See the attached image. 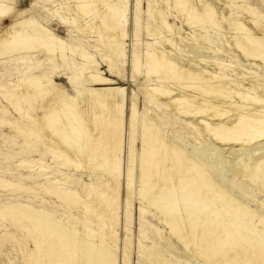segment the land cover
<instances>
[{"label":"bare ground","instance_id":"obj_1","mask_svg":"<svg viewBox=\"0 0 264 264\" xmlns=\"http://www.w3.org/2000/svg\"><path fill=\"white\" fill-rule=\"evenodd\" d=\"M72 1L80 19L67 17L65 9L57 13L71 28L64 34L31 10L0 0V59L39 55L83 66L75 95L40 72L16 81L17 93L6 91L21 121L0 123L13 128L24 147L31 139L41 145L63 171L92 179L57 171L80 191L55 178L43 188L72 205L76 219L59 221L23 204L0 208V220L23 216L48 241H34L32 264H116L122 175L126 212L137 194L140 214L149 211L159 224L152 228L157 252L136 241L147 264H181L178 247L198 264H264V199L255 193L264 195V0H147L145 7L144 0H132L128 57L130 1ZM5 20L10 23L2 28ZM127 59L128 79L137 86L129 98L119 84L126 80ZM98 65L117 80L98 72ZM50 92L54 97L45 101ZM140 97L182 123H166L149 106L140 108ZM29 98L42 102L41 117L21 108ZM124 127L129 150L123 173ZM37 160L20 165L32 177L45 176L50 166ZM6 190L37 198L34 187L0 177V191ZM133 244L126 228L123 264H130Z\"/></svg>","mask_w":264,"mask_h":264},{"label":"rangeland","instance_id":"obj_2","mask_svg":"<svg viewBox=\"0 0 264 264\" xmlns=\"http://www.w3.org/2000/svg\"><path fill=\"white\" fill-rule=\"evenodd\" d=\"M2 1V0H1ZM3 1H9L16 5L20 9H26L31 10L33 14H35V17L39 20L43 21L45 24H48L49 26H52L55 30H60L61 33L64 32L66 34L70 30V26L65 27L60 19H58V15L63 13V10L65 9V14L69 18H76L80 19V16H76L77 14L73 11L75 9V3L72 0H3ZM129 10L128 12V37L126 41V48L125 52L127 57L129 56V49H130V43H131V33H130V26H131V12H132V0H129ZM74 3V4H73ZM147 4V0H144V7ZM74 12V13H73ZM170 22L175 25L173 19H170ZM10 21L5 20L2 23V28L9 25ZM67 28V30H65ZM143 32L141 34V40L143 42H146V34ZM72 38H75L76 40H80L77 38L76 35H73V33L70 34ZM88 49V48H87ZM90 50V53L93 54L92 49ZM17 56V57H16ZM11 58H4L0 59V121H7L9 123H18L20 122L21 118L20 115L16 111L13 110V108L10 107L8 103V94L9 93H17V89H15V82L20 80L23 81L24 78L27 76L28 73H46L49 76L52 77L53 82L63 88L66 92H68L71 95H75L77 87L83 84V80L81 77L83 66L82 64L76 65V63H73V60L69 58L66 64H57L55 61L48 60L44 57H41L39 55L34 56H28V55H16ZM41 57V58H40ZM226 59L225 57H221ZM71 60V61H70ZM95 60L99 63V56L95 54ZM55 64V65H54ZM74 64V65H73ZM104 67L102 65H98V72H102L104 76H108L111 79L117 80V77L110 76L108 73L104 71ZM126 76V80L119 82V84L123 87H125L126 95L131 96L133 91H137V86L135 83L130 82L128 79L129 76V62L127 59V65L125 67L124 71V77ZM141 75L139 76V78ZM7 94V95H6ZM49 96V97H48ZM51 97H54L53 93L50 92V94L46 95L45 101ZM32 98V97H31ZM29 98V103L27 104L26 101L22 100L20 102L21 108H23L29 117H41L43 114L41 106V101L37 98L31 99ZM40 102H39V101ZM51 101H53L51 99ZM140 108H142L143 105L149 106L150 109L156 113L159 118H161L164 122L168 123L170 121L173 122H180L175 116H172L169 114L168 111L163 110L162 107H160L159 104L154 103H146L143 98L140 97ZM151 105V106H150ZM166 111V112H165ZM2 113V114H1ZM42 113V114H41ZM126 113V117H128L129 112ZM171 118V119H170ZM1 124V123H0ZM6 124L0 125V177L6 180L11 181L14 184H18L19 186L24 187H34V189H37L35 192V196L37 198H34L32 194H25L21 193L19 191L9 190V191H0V208H6L11 206H16L18 204L27 205L30 207H33L38 210H42L45 212L51 213V215L54 216L56 220L59 221H66L70 219L71 217L77 218L76 210L73 208V206L65 205L64 202H61L47 194H44L43 188L46 187L48 184V181H54L55 179H59L61 183L60 186L80 191L79 187L76 184H69L65 182L64 175H68L72 179H85L89 182H92V179H87L86 175L77 173L71 168H69L67 171H63L61 169V163L58 162L56 159L53 160L49 155H43L45 153V149L34 142L33 139H31L32 144L29 147H24L23 143L24 140L20 137L17 138L18 135H16L15 130L13 128H10L9 126H4ZM10 128V129H9ZM127 129L124 127L123 129V143L122 144V168L123 173L126 171L128 167V142H127ZM15 134V135H14ZM171 136V134H170ZM19 137V136H18ZM21 146V147H20ZM136 150L140 149V142H136ZM42 155L41 157H39ZM210 156V155H209ZM41 158V163L48 164L50 166V169L45 170L43 174L45 176H34L32 171L25 167L24 165H20L22 161H29L34 160L38 163L37 159ZM127 160V161H126ZM59 163V164H58ZM21 166V167H19ZM40 164H37L33 170L38 168ZM40 171V169L36 170V172ZM57 171H61V173H64L63 176H61ZM32 172V173H31ZM139 171L136 170V174L138 175ZM48 175V176H47ZM48 177V179L46 178ZM120 183H121V189L119 191V216L117 220L118 224V242H117V255H118V261L116 264H123V257H124V251L122 247V239L124 238V230L130 229L132 233V249L129 256V262L130 264H147L146 260L144 258L142 250L138 249L136 246V243L138 241H141L144 247L152 250L154 253L157 252L155 249V238H154V232L153 227L158 226V222L151 217L149 214V211L144 213L143 215L140 214V203L138 200V196L134 197V202L132 203L131 213L126 212L127 206H126V184H125V177L122 175L120 177ZM123 178V179H122ZM138 181L135 182V189L136 191L139 189ZM256 196L259 198V200L264 199V195L261 193H258L257 190H255ZM81 194V193H80ZM127 213V215H126ZM68 214V215H67ZM64 216V217H63ZM5 217L1 218L0 220V234H4L3 237L0 238V264H32L33 259H35L37 255V249L35 248L34 241H40L42 245H46L48 242L45 238L41 237L39 234H37L32 227H30L27 222H25V217ZM78 220V219H77ZM20 223H19V222ZM79 221V220H78ZM88 219H84L83 223L85 225L90 226L92 229L98 230L103 234L102 230L98 229L93 225ZM22 223V224H21ZM8 224V225H7ZM18 224V225H17ZM21 224V228L20 227ZM24 224V225H23ZM26 224V225H25ZM34 233L32 234L31 232ZM28 232V234H27ZM30 233V234H29ZM32 234V235H31ZM35 234V235H34ZM30 235V236H29ZM7 236V237H5ZM40 236V237H39ZM87 238H90L89 235H86ZM30 238V239H29ZM34 239V240H33ZM40 239V240H39ZM3 240V241H2ZM46 241V242H44ZM137 241V242H136ZM41 245V246H42ZM162 245L165 246V243H162ZM28 248V249H27ZM180 251V262L181 264H198L197 260L193 258H189L188 254L185 252H182L181 248L178 247ZM32 250V251H31ZM31 251V252H30ZM32 253V254H31ZM36 253V254H35ZM30 254V255H29ZM33 256V259L31 258ZM35 256V257H34ZM26 257V258H25ZM32 259V260H30Z\"/></svg>","mask_w":264,"mask_h":264}]
</instances>
